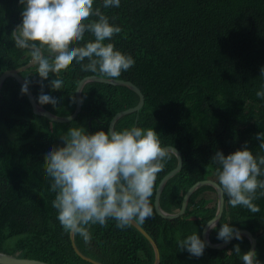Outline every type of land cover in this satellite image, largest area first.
<instances>
[{
    "label": "trees",
    "instance_id": "trees-1",
    "mask_svg": "<svg viewBox=\"0 0 264 264\" xmlns=\"http://www.w3.org/2000/svg\"><path fill=\"white\" fill-rule=\"evenodd\" d=\"M126 1L130 0H122ZM133 1L136 6L122 21L120 9L104 8L103 0H94L93 4L121 28L111 38L115 47L135 60L117 79L134 83L144 95L140 110L121 117L115 129L153 127L163 146L173 145L180 151L182 168L166 182L160 196V206L173 213L180 209L185 192L194 183L205 179L216 182V165L210 159L215 150L227 155L247 141L254 156L264 155L255 135L264 132V98L256 96L264 84V75H260L264 66V0ZM20 8L18 0H0V75L30 61L29 50L16 47L11 35L20 23ZM95 18L90 16L85 22ZM84 39L93 37L86 32ZM43 51L47 53L49 49ZM60 72L65 80L53 89L63 97L57 104L41 103L35 98L40 77L35 75L34 65L20 73L24 80L31 79L29 87L35 100L60 116L72 113L81 79L89 75L105 77L82 69L75 61ZM43 79L47 81L49 77ZM45 87L52 86L46 83ZM19 90L20 85L11 78L0 89V218L9 210L11 200H18L19 207L37 209L32 226L58 243V257L46 260L52 264H90L74 253L68 235L62 236L60 228L55 232L50 224L48 214L56 213L51 203L55 193L50 192L49 185V194L44 184L40 185V176L48 177L43 155L49 145H62L59 137L70 127L83 126L89 132L106 130L113 115L134 106L138 97L124 86L90 82L83 88L82 109L77 117L69 123H54L35 115ZM175 165L176 158L170 154L156 174L152 205L156 186ZM262 191L258 188L253 200L259 206L257 212L242 205L231 206L224 193V213L219 224L228 222L250 231L256 239L257 258L264 264ZM215 210L216 193L212 187L203 186L191 195L179 218L166 220L153 211L151 217L139 223L158 246L159 264H242L240 254L230 251L233 246H206L200 257L179 250L177 241L195 230L201 236ZM3 223L0 221V250L14 253ZM89 231L92 238L88 242L79 234L74 236L83 254L104 264L153 263L151 246L131 225L118 228L116 221L109 218L103 226L90 225ZM209 238L217 241L215 230ZM230 245H239L242 252L249 248L245 237Z\"/></svg>",
    "mask_w": 264,
    "mask_h": 264
},
{
    "label": "clouds",
    "instance_id": "clouds-1",
    "mask_svg": "<svg viewBox=\"0 0 264 264\" xmlns=\"http://www.w3.org/2000/svg\"><path fill=\"white\" fill-rule=\"evenodd\" d=\"M18 4L21 6L20 23L11 35L16 47L29 50V62L34 65L35 75L40 77V88L35 98L41 103L51 101L57 104L63 100L53 89L64 83L65 77L60 70L70 62L80 63L82 69L107 79H117L122 71H127L134 65L132 55L116 48L111 40L121 28L111 23L110 18L100 12L99 8H93L94 0H18ZM135 6L136 1L133 0H103L104 8H110L111 11L121 10L119 21ZM90 16L96 18L85 22ZM86 32L90 33L93 39L85 40ZM44 48L49 51L44 52ZM85 59L87 62L81 63ZM260 75H264V66L260 68ZM44 77H49V80L45 81ZM22 81L19 90L21 95L30 89L31 79ZM46 83L52 87H45ZM139 91L143 97L142 107L144 95L140 89ZM136 96L137 103L122 111L138 104L140 98L138 94ZM256 96L264 98V84L257 90ZM81 102L80 96V110L77 115L82 109ZM140 108L129 114L138 112ZM75 109L76 99L72 113ZM255 135L259 147L264 150V132L259 131ZM59 139L63 142L62 145H49L45 149L44 172L48 177L44 179L40 176V185L44 184L48 194L55 193L51 203L56 213L48 214L49 221L55 232L60 228L62 236L68 235L71 247V241L75 244V234H79L85 242L91 240L89 226L92 224L103 226L111 218L116 221V227L124 228L133 222L143 223L146 218L151 217L154 209L150 197L153 194L156 174L164 168L170 154L175 156L177 163L179 159L173 145H162L160 134L154 131L153 127L131 125L116 130L114 125L110 129L89 132L83 126H77L68 128ZM246 145L247 141L227 155L217 149L210 159L216 165L217 187L227 194L228 203L233 207L242 205L252 212H257L259 206L253 203V200L258 188L264 190V155L254 156L252 149ZM261 194H264V191ZM16 201L18 200L8 202L9 210L0 218V221H4L3 231L10 235L9 242L14 253L1 250L0 252L52 264L46 259L58 257V243L32 226L37 218V209L19 207ZM15 209L18 210L13 213ZM219 221L217 223L213 219L206 223L210 233L215 230L216 242H227L234 236L224 248L233 246L230 251L240 254L242 264H262L257 258L256 239L251 232L237 229L228 222L219 224ZM239 230L252 235L255 240L253 249H250L248 238L241 235ZM241 237L247 239L249 247L243 252L239 245H230L233 240H240ZM75 246L77 247L76 244ZM177 246L180 251H187L190 256L200 257L206 247V241L195 230L179 239ZM77 249L82 256L93 259L83 254L78 247ZM28 254H34L36 257L26 256Z\"/></svg>",
    "mask_w": 264,
    "mask_h": 264
},
{
    "label": "water",
    "instance_id": "water-1",
    "mask_svg": "<svg viewBox=\"0 0 264 264\" xmlns=\"http://www.w3.org/2000/svg\"><path fill=\"white\" fill-rule=\"evenodd\" d=\"M30 66H32V64H31V62H28L26 65H23L21 67L5 70L0 75V89H1L2 84L4 83V81L7 78H11V79L15 80L21 86V83L23 82L22 80H24V79L20 76V73L22 71L26 70L27 68H29ZM90 82H99V83H107V84H111V85L124 86V87L130 89L131 91H133L134 93L138 94V96L140 98L138 104L134 108H131V109H128V110H125V111H121V112L117 113L116 115H114V117L111 119V121L109 123V126H108L109 129L112 126L114 127L116 121L119 118H121L122 116H124L126 114H129V113H131L133 111H137L141 107V104L143 102V97H142L139 89L133 83H131L130 81H125V80H121V79L102 78V77H99V76H96V75L86 76V77H84L83 79H81L79 81V83L76 86V90H75V99H76L75 112L72 113L69 116H66V117L55 115V114L49 112L44 107H42L40 104H38L35 101V99L33 97V94L30 91V89H28V91L25 93V96H26L27 100L30 103L32 112L35 115L45 117L46 119H48V120H50V121H52L54 123H65V122H69V121L73 120L76 117L77 113L80 110V96H81L82 88L86 84H88ZM165 147H170V146H165ZM174 149H175L176 153H178V157H179L178 163L176 161L175 167L161 178V180L159 181V183H158V185L156 187L154 201H153V208H154L155 213L159 217H161L163 219H166V220L177 219V218H179L180 216H182L184 214L190 196L197 189H199V188H201L203 186H210V187H212L214 189V191L216 193V197H217L216 211H215L214 216L210 220L214 219V222L218 223V221L222 217L223 206H224V197H223L224 193L219 190V188L217 187V183L215 181L211 180V179H205V180H201V181H198V182L194 183L186 191V193L184 194L183 199H182V203H181V207H180V209L177 212L169 213V212L164 211L161 208V206H160V196H161L162 190H163L166 182L172 176H174L176 173H178L180 171L181 167H182V156H181V153L175 147H174ZM206 223H205V225H204V227L202 229L201 238L204 241H206V246L207 247L212 248V249L224 248L225 245L230 241V239H232L234 237L233 236L232 238H230L227 242L221 241V242L212 243L210 241V239H209V233H210L211 230L207 228ZM131 225H133L135 227V229L140 234H142V236L151 245L152 250L154 252L153 264H159L160 254H159V250H158L154 240L151 238V236L142 227H140V225L138 223L133 222V223H131ZM239 233L241 235H245L248 238L250 249H253L255 240L252 237V235L250 233H248V232L241 231V230H239ZM70 238L72 239V235H70ZM71 242H72V248L74 249V252L80 258H82L83 260H85V261H87V262H89L91 264H104V263H101V262L96 261L94 259L82 256L81 253L78 251L77 247L75 246L74 242L73 241H71ZM0 264H47V263L41 262V261H38V260H34V259L19 258V257H16V256H11V255H8L6 253L0 252Z\"/></svg>",
    "mask_w": 264,
    "mask_h": 264
},
{
    "label": "rangeland",
    "instance_id": "rangeland-1",
    "mask_svg": "<svg viewBox=\"0 0 264 264\" xmlns=\"http://www.w3.org/2000/svg\"><path fill=\"white\" fill-rule=\"evenodd\" d=\"M79 83V82H78ZM82 91H83V88H82ZM82 91H81V94H82ZM75 96V95H74ZM4 232V231H3ZM6 235V239L9 241L10 239V235L9 234H5Z\"/></svg>",
    "mask_w": 264,
    "mask_h": 264
},
{
    "label": "bare ground",
    "instance_id": "bare-ground-1",
    "mask_svg": "<svg viewBox=\"0 0 264 264\" xmlns=\"http://www.w3.org/2000/svg\"><path fill=\"white\" fill-rule=\"evenodd\" d=\"M223 197H224V195H223ZM216 201H217V197H216Z\"/></svg>",
    "mask_w": 264,
    "mask_h": 264
}]
</instances>
